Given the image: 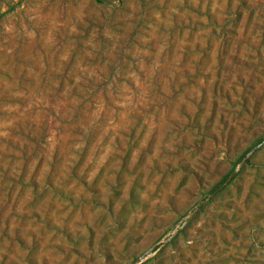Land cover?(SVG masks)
Here are the masks:
<instances>
[{
    "label": "rangeland",
    "instance_id": "rangeland-1",
    "mask_svg": "<svg viewBox=\"0 0 264 264\" xmlns=\"http://www.w3.org/2000/svg\"><path fill=\"white\" fill-rule=\"evenodd\" d=\"M0 264H264V0H0Z\"/></svg>",
    "mask_w": 264,
    "mask_h": 264
}]
</instances>
